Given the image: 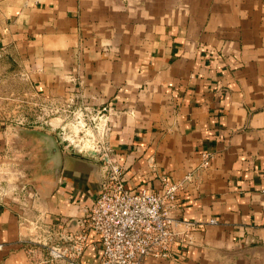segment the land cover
<instances>
[{"label":"crops","instance_id":"1","mask_svg":"<svg viewBox=\"0 0 264 264\" xmlns=\"http://www.w3.org/2000/svg\"><path fill=\"white\" fill-rule=\"evenodd\" d=\"M0 65L103 114L126 188L182 183L174 254L145 264H264V0H0ZM0 153V264H36L32 223L86 226L100 156L2 122Z\"/></svg>","mask_w":264,"mask_h":264},{"label":"built area","instance_id":"2","mask_svg":"<svg viewBox=\"0 0 264 264\" xmlns=\"http://www.w3.org/2000/svg\"><path fill=\"white\" fill-rule=\"evenodd\" d=\"M67 107L68 117L81 112L89 121V114L92 113L88 108L71 104ZM51 109L59 110L54 107ZM98 115L94 119L98 120ZM99 120L105 122L106 117L100 113ZM67 128L72 129L73 125L68 122L61 129L64 131ZM107 132L105 125L104 134L99 140L92 141L90 149H85L79 141L67 143V147L71 146L80 155L100 156L102 181L99 193L87 211L88 218L84 227L74 230L32 223L35 232L28 243L40 246L45 252V257L39 258L36 264H82L88 233L91 231L99 242L100 257L97 264H145L148 258L168 259L174 254L172 246L176 233L173 230V213L178 206L182 183L161 175L157 177L158 185L155 188L146 187L141 191L126 188L123 169L112 158L111 147L105 140ZM61 140L66 142L64 138ZM203 156L202 166H208L211 157L209 154ZM4 158L5 155L0 153V165ZM19 188L21 193H27L26 186ZM16 189L12 192L15 193ZM4 191V186L0 185V194ZM26 195L30 196L29 193ZM215 223L214 220L210 221V224Z\"/></svg>","mask_w":264,"mask_h":264},{"label":"rangeland","instance_id":"3","mask_svg":"<svg viewBox=\"0 0 264 264\" xmlns=\"http://www.w3.org/2000/svg\"><path fill=\"white\" fill-rule=\"evenodd\" d=\"M14 71V67L0 65V122L8 125L32 124L39 126L56 134L58 140L67 149L75 151L77 154L79 153L73 150L71 146L67 147V143L72 140L74 143L79 141V144L84 145L85 149H90L92 141L99 140L104 134L105 122L99 120L100 114L98 120L94 119V114H89V121L87 117L81 115V112H77L74 116L70 114L68 117L66 105L71 104L73 106V99L62 101L63 103L60 104L64 105L63 107L57 111L52 110L47 99L33 92L32 83L34 82H31V78L27 75H15ZM68 122L73 125V128H67L63 131L61 128ZM61 138L66 139V142H63ZM12 187L15 186L12 185Z\"/></svg>","mask_w":264,"mask_h":264}]
</instances>
